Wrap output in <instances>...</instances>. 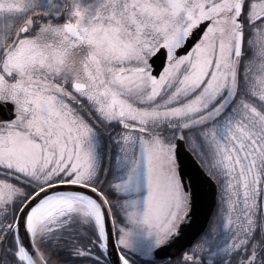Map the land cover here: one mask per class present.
<instances>
[{"label": "rangeland", "instance_id": "374dc122", "mask_svg": "<svg viewBox=\"0 0 264 264\" xmlns=\"http://www.w3.org/2000/svg\"><path fill=\"white\" fill-rule=\"evenodd\" d=\"M235 2L0 0V98L14 101L18 111L10 125L0 127V168L24 182L0 176V228L4 212L23 202L32 185L67 177L93 185L104 182L105 188L124 196L128 226H116L119 247L152 257L185 212L173 143L182 132L219 185L208 243L220 251L224 239L226 246L234 245L249 230L262 232L258 210L264 184V17L252 19L264 12V0H243L241 54L235 49ZM65 8L66 19L95 37L98 58L91 54V64L97 70L90 72L111 76L110 81L91 80L104 105L95 113L96 124L110 126L123 119L157 135L118 130L113 151L109 144L111 151L107 147L106 152L82 113L64 108L70 103L63 100L62 82L52 74L71 72L59 61L62 53L58 59L56 50L49 49L57 46L62 28L41 15H60ZM36 14L41 28L21 34L24 23L34 26ZM204 19L211 22L202 39L188 55L175 59L176 48ZM160 46H167L173 59L151 85L148 58ZM80 207L77 202L61 205L33 234ZM14 235L10 252L0 238V264H26L21 251L14 249Z\"/></svg>", "mask_w": 264, "mask_h": 264}, {"label": "water", "instance_id": "95a60500", "mask_svg": "<svg viewBox=\"0 0 264 264\" xmlns=\"http://www.w3.org/2000/svg\"><path fill=\"white\" fill-rule=\"evenodd\" d=\"M236 9V51L240 52L243 47V5L241 0L235 3ZM264 16V14L259 17ZM210 20L200 21L190 32L184 44L176 51V56L186 55L189 50L199 41ZM25 27L22 29L25 31ZM67 32L77 36L79 31L71 22L65 24ZM167 59V51L162 47L151 59L153 66V80L162 72ZM14 104L10 101L0 100V126L6 121H11L16 117ZM122 127H129L125 122H121ZM177 169L185 192L189 196L190 210L185 220L179 225L176 232L172 233L168 240L154 250V259L172 260L182 251L191 247L198 237L207 229L211 220L213 211L217 206L218 186L215 180L207 174L195 156L187 149L185 140L178 135L175 139ZM74 191L88 195L101 209L107 257L111 264H123V256L119 250L113 215L110 205L101 192V190L92 185L79 182H56L39 188L22 206L16 219V233L18 242L23 249L29 263L31 261L27 252L31 255L35 264H47L41 253L34 244L33 234L27 229V217L30 210L44 197L57 193ZM262 202L264 207V184L262 193ZM93 212V211H92ZM93 214L99 220L95 212Z\"/></svg>", "mask_w": 264, "mask_h": 264}, {"label": "trees", "instance_id": "16d2710c", "mask_svg": "<svg viewBox=\"0 0 264 264\" xmlns=\"http://www.w3.org/2000/svg\"><path fill=\"white\" fill-rule=\"evenodd\" d=\"M76 61L82 63L81 60ZM67 180L70 179L67 177L58 181ZM105 185H102L101 189L109 201L116 226H127L121 205L124 196L115 188H105ZM21 203L8 207L3 214L4 223L0 228V238L6 250L13 248L12 226ZM258 211L262 232L256 235L254 231L249 230L242 242L228 246L225 245L227 239L223 238L220 244L223 248L219 249L220 251L215 249L214 244L208 243L215 226L213 221L208 231L189 250L192 261L184 254L172 261H155L123 247H120V250L130 264H264L263 207ZM7 224L11 228H7ZM34 242L47 264H111L107 257L101 226L94 215L82 206L79 210L57 216L48 227L38 228Z\"/></svg>", "mask_w": 264, "mask_h": 264}, {"label": "flooded vegetation", "instance_id": "af4514ba", "mask_svg": "<svg viewBox=\"0 0 264 264\" xmlns=\"http://www.w3.org/2000/svg\"><path fill=\"white\" fill-rule=\"evenodd\" d=\"M65 9L62 10L61 14H48V15H41V17L48 21L51 20V22L53 24L59 25V27L62 28V33L60 34V37L57 38V46H51L49 48H53L54 50H56V54H57V58L59 53H62L60 62L62 63H67L68 65H72V60L74 59H80L81 60V65L82 67L79 70H76L75 73H71L70 76H60L58 74H52L54 76H57L59 78V80L62 82L61 83V91H60V95L63 97V100H66L68 103H70V105L68 106H64V108L68 109V108H74L76 110V112L78 113H82V115L84 116V118L92 125V127L96 130V123H94L95 121L92 119L96 120V115L95 113H97L98 111H100L104 105L101 104V102L98 100V94H97V90H96V82L91 83V80L97 81V80H101L104 79L106 81H110V74H92L90 71H94L97 70L94 67H92V58H98L97 54H95V48H94V39L95 37H93V34L86 29L80 28V32H81V36L82 39L79 38H73L71 37L69 34H67L63 28V24L64 21L66 20L65 17ZM40 18V15H34L33 17V22L35 23L34 26L30 25L28 23V26L30 27L28 30V34H35L36 29H40L41 25L39 24L38 19ZM62 36V39L60 42H58L60 40ZM56 42V40L54 41ZM52 54V53H51ZM91 54H92V58H91ZM168 56L169 59H171L170 56V49L168 48ZM149 60V58H148ZM171 61V60H170ZM170 61H168V64L170 63ZM167 64V65H168ZM149 66V63H148ZM71 70L74 69V66L72 65V67L70 68ZM149 71L150 67L148 68ZM141 70H145V68H142ZM90 73H89V72ZM77 77H75L73 79V81L70 79L71 76H74L76 73ZM164 72L162 73V75L160 76V78L164 75ZM89 77L93 78L90 79ZM69 78V79H67ZM159 78V79H160ZM77 81V82H83L85 85V88L80 89V90H76L73 87V82ZM68 92H73V96H70L67 94ZM85 113L88 114L85 115ZM118 123V122H117ZM112 124V123H111ZM134 124V123H133ZM113 131V130H112ZM146 133H151L150 129H148V131ZM98 134V133H97ZM13 171L11 170H3L0 168V174L4 177H14L15 174H12ZM185 212L183 215V219H185L186 215L189 212V199L188 196H185ZM176 230V229H175ZM174 230V231H175Z\"/></svg>", "mask_w": 264, "mask_h": 264}, {"label": "bare ground", "instance_id": "6f19581e", "mask_svg": "<svg viewBox=\"0 0 264 264\" xmlns=\"http://www.w3.org/2000/svg\"><path fill=\"white\" fill-rule=\"evenodd\" d=\"M68 202H77L88 207L90 210L95 212L103 224L101 209L94 199L80 192H57L44 197L30 210L27 217V229L29 233L32 235L40 222L47 219L55 209ZM27 256L29 257L31 264H35L28 252ZM123 264H128L125 259H123Z\"/></svg>", "mask_w": 264, "mask_h": 264}]
</instances>
